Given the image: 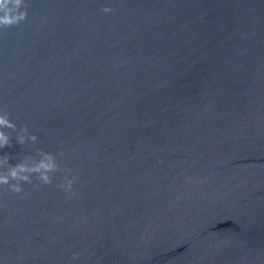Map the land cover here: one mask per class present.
<instances>
[{
  "label": "water",
  "instance_id": "1",
  "mask_svg": "<svg viewBox=\"0 0 264 264\" xmlns=\"http://www.w3.org/2000/svg\"><path fill=\"white\" fill-rule=\"evenodd\" d=\"M25 2L0 160L60 167L0 186V264H264V0Z\"/></svg>",
  "mask_w": 264,
  "mask_h": 264
},
{
  "label": "clouds",
  "instance_id": "2",
  "mask_svg": "<svg viewBox=\"0 0 264 264\" xmlns=\"http://www.w3.org/2000/svg\"><path fill=\"white\" fill-rule=\"evenodd\" d=\"M27 3L25 0H0V27L14 26L26 19L27 16ZM101 11L108 13L112 11L109 7H102ZM15 130L16 125L12 123L7 116V113L0 114V149L5 146L11 147V142L8 134L3 129ZM27 131L26 127L20 129V133L16 137V141L19 144H24V133ZM29 140L35 142L36 136L31 135ZM39 159L35 160L32 157H27L24 161L17 163L15 166L8 164L9 157L4 156L0 160V168L7 166L6 172H0V186L7 185L8 189L14 193H20L22 191L21 182L31 183L32 174H36V179L43 184H50L51 173L59 170V164L56 162V158L51 153H46L38 150ZM63 155V153H61ZM31 160V163L27 161ZM67 173L71 172V169H65ZM75 177L65 179L60 187L66 192H72V186ZM75 255L73 259H75Z\"/></svg>",
  "mask_w": 264,
  "mask_h": 264
}]
</instances>
